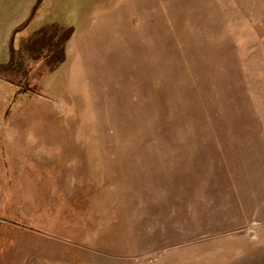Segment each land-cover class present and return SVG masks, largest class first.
Here are the masks:
<instances>
[{"label":"rangeland","instance_id":"374dc122","mask_svg":"<svg viewBox=\"0 0 264 264\" xmlns=\"http://www.w3.org/2000/svg\"><path fill=\"white\" fill-rule=\"evenodd\" d=\"M30 1L0 0V264H264L244 0Z\"/></svg>","mask_w":264,"mask_h":264},{"label":"crops","instance_id":"0c3cea01","mask_svg":"<svg viewBox=\"0 0 264 264\" xmlns=\"http://www.w3.org/2000/svg\"><path fill=\"white\" fill-rule=\"evenodd\" d=\"M34 0H31L29 3H27L25 6H27L24 10L27 11L29 4ZM242 6L240 8L241 16L244 18L247 17L250 20V24L254 25V28L258 31L259 29H264V27L258 28L256 25L258 22L264 23V7L262 9L256 8L260 6H264V0H244V2L240 3ZM244 14V15H243ZM19 20L18 22H20ZM13 27V26H12ZM11 28H8V30H11ZM6 29V28H5ZM260 31V30H259Z\"/></svg>","mask_w":264,"mask_h":264},{"label":"trees","instance_id":"16d2710c","mask_svg":"<svg viewBox=\"0 0 264 264\" xmlns=\"http://www.w3.org/2000/svg\"><path fill=\"white\" fill-rule=\"evenodd\" d=\"M54 26L53 25H51V26H47V27H45V28H43V29H41L40 31H38L35 35L36 36H33V37H37V38H44L45 37V35H47L48 34V37H50V35L49 34H51V32H52V30H54V28H53ZM55 31V30H54ZM52 35V34H51ZM70 35V32H69V34H68V36H66V38L63 40V42L62 43H64L65 42V40H68V38L71 36H69ZM35 43V42H34ZM36 43H38L37 41H36ZM35 43V44H36ZM44 44V43H43ZM37 45V44H36ZM40 46V45H39ZM58 46H59V44H58ZM44 47V46H43Z\"/></svg>","mask_w":264,"mask_h":264}]
</instances>
